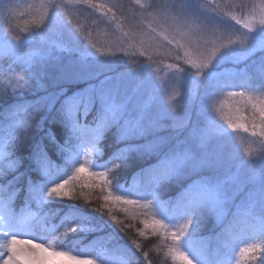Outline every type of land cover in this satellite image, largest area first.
I'll return each instance as SVG.
<instances>
[{
  "label": "trees",
  "instance_id": "16d2710c",
  "mask_svg": "<svg viewBox=\"0 0 264 264\" xmlns=\"http://www.w3.org/2000/svg\"><path fill=\"white\" fill-rule=\"evenodd\" d=\"M33 3H38V0H0V13L5 11L6 4L19 5L10 23L14 27L19 25L23 28L25 21L31 20V16L20 14L27 13L28 6ZM137 7L133 4V8ZM85 16L86 14L80 17L81 24L90 32L93 41L90 42L85 34L77 32L69 25L62 32L47 28L38 30L39 35L30 47L25 48V52L50 58L51 64L41 70L39 85L43 87H40L36 80H32L27 88L13 90L11 85L0 87V194L4 193L7 186L13 191L12 205L16 213L29 209L36 213L34 226L39 235L46 234L53 238L50 231L52 226L62 232L64 228L76 225L75 232L59 241V245L64 248L77 250L82 254H96L104 264H109L110 261L120 264L123 256L132 258L135 264H140L138 254H135L134 245L129 239L131 236L141 243L143 250L149 251L153 264H157L158 260L165 258L164 251H161V242L165 238L154 234L151 227L145 229L143 222L145 219H163L169 226L167 242L170 243V233L183 224V217L189 211L186 207L187 189L196 174L189 171L158 185H153L150 174L156 172L155 166L173 149L182 150L193 146L199 148L209 126L214 125L225 130L227 124L224 117L229 112L230 98L226 93H222L210 99L208 89L198 87L196 94L193 90L185 91V86L182 90L177 88L172 93L171 90L167 91V94L160 91L163 95L158 99L154 98L158 89L153 93L149 91V86L143 85L144 76L139 80L131 79L132 72L148 62L151 56L148 53L140 55L139 50L127 47L123 52L108 47L99 51L100 46L111 38V30L104 24L92 25L91 19H85ZM0 26L6 27L2 16ZM28 27L33 26L28 24ZM44 37L62 41L67 50L42 51L45 46L38 38ZM4 42V34L0 32V46H3ZM93 42L97 44L96 48L92 47ZM153 52L151 50V53ZM231 52L234 51H226L222 54L223 58L218 57V62L212 70L236 69L234 74L237 81L242 78L241 70L259 76V55L252 57L258 60L256 64H248L245 61L234 64L226 62L231 57ZM164 54L176 55V52H169L163 47L152 57L157 61ZM182 54L183 52H178V56L182 57ZM180 65L182 69L192 71L183 64ZM7 67L8 62L0 60V71ZM17 74H23L19 68ZM104 78L112 81L111 85L110 82L102 84ZM174 83L166 88L165 85L168 84L158 82L162 89L168 90L174 87ZM105 100H110L119 107L118 123L105 129L92 148L89 146V141L92 140L90 129L103 112ZM31 101L38 103L27 117H24L23 113H15L19 103ZM76 101L80 102V108L88 106L86 112H78L81 129L79 134L73 132L65 117L66 109ZM167 103L171 113L163 115L161 111ZM216 108H222V112H216ZM243 115L247 116V113ZM137 121H143L147 127L154 124L157 128L143 136L122 137L121 129ZM225 131L227 133L220 134L207 147L208 154L217 157L219 162L205 169V174L219 180L233 177L239 183L233 211L248 200L260 204L264 201V187L260 184L262 168L259 161V145L253 143L250 134L242 130L236 133ZM38 148L47 154L59 170L55 180L71 174L74 167L81 163V152L87 150L92 162L88 171L81 175H88L91 171H108L110 178H113V189H107L103 193L99 188L83 189L84 193L90 196L91 203L80 196L76 200L44 199L43 205L32 202L26 206L24 187L27 178L39 176L38 173L28 171L27 161ZM125 148L130 151L121 166L116 168L111 160ZM73 153L78 154L75 161L71 157ZM21 157L26 162L24 167H21ZM119 163L117 160L116 164ZM253 163L256 165L254 170ZM8 164L13 166L7 168ZM21 173H24V176ZM45 179L41 177L37 183H42ZM80 191L77 185L78 196ZM108 191H112L113 196L126 195L129 199L147 203L151 201L152 204L149 209H144L145 214L141 215L134 206L104 201L103 196L107 195ZM105 204L109 207L102 209L104 215L93 210ZM109 208L112 214L123 222L122 225H113L108 215ZM124 208L128 211L125 212ZM243 210L244 208L241 209ZM45 211L52 216L45 219ZM193 218L196 227L182 241V247L191 251L193 257L201 264H216L218 256L225 252L223 243L226 233L223 229L227 222L222 225L208 213ZM125 225L131 226L126 229L127 235L119 231V227ZM140 229H144L145 236H139ZM229 232L231 235L227 238L231 246L227 251L230 255H238L239 249L245 246L244 241L248 238L249 230L243 226H235L229 229ZM168 264H171L170 260Z\"/></svg>",
  "mask_w": 264,
  "mask_h": 264
},
{
  "label": "snow or ice",
  "instance_id": "6c2138e0",
  "mask_svg": "<svg viewBox=\"0 0 264 264\" xmlns=\"http://www.w3.org/2000/svg\"><path fill=\"white\" fill-rule=\"evenodd\" d=\"M133 4L138 7L133 8ZM18 7L19 5L6 4L5 11L0 13L3 24L6 25L0 26V32L4 34L5 40L3 46H0V60L8 62L7 69L0 71V87L11 85L13 90L27 88L32 80H36L39 85L42 78L41 70L51 64L50 58L24 50L31 46L35 37L39 35L38 30L42 28L62 32L70 25L77 32L85 34L90 42L93 41L90 32L81 24L80 17L85 14V19H91L92 25L104 24L111 30V38L100 46L99 51L108 47L123 52L127 47L139 50L140 55H145L154 44L166 48L175 44V51L183 50V57L176 58L183 59L190 69H195V75L200 78L197 86L208 89L210 99L222 93H226L230 98L229 112L224 117L227 128L232 129L233 133L239 130L249 133L253 143L259 145V161L262 168L260 184L264 187V39L255 47L252 46L254 37L264 38V0H147L145 3H141V0H128L127 3L125 0H38V3L28 6L27 13L20 14L31 16L30 21H25L23 28L19 25L14 27L10 23ZM28 24L33 27H28ZM164 41L167 43L164 44ZM92 47L96 48L97 44L93 42ZM236 50L244 55L230 57L226 62L235 64L242 58L248 60L259 55V76L241 70L242 78L237 81L235 74H217L212 71L218 57L223 58L222 54L226 51ZM168 51L174 50L168 48ZM17 68L22 75L17 74ZM177 69L182 72L187 70L179 69L178 66ZM37 103L38 101L19 103L15 113L17 115L23 113L24 117H27ZM79 103L73 102L65 113L67 122L77 134L81 133L78 112L88 110L87 105L80 108ZM215 110L218 113L222 112V108ZM118 113L119 107L110 100H105L103 112L90 129L92 134L90 147H95V140L105 129L118 123ZM244 113H247V116L243 115ZM156 128L154 124L147 127L143 121H137L125 125L121 129V135L124 138L143 136ZM222 133L227 132L214 125L209 126L199 148L193 146L182 150L173 149L155 166L156 172L150 174L153 185L189 171L196 174L193 183L187 189L186 207L189 211L183 217V224L170 233V243L167 242L169 226L163 219L151 221L145 219L143 222L145 229L151 227L154 234L165 238L161 242V251H164L165 258L158 260L157 264H168V260L171 264H196L193 257L183 249L182 241L196 227L193 217L205 213L213 215L222 225L227 222L223 229L226 233L223 243L225 252L218 256L216 264H234V261L235 264H264V201L257 204L248 200L233 211L239 183L233 177L219 180L205 174V169L219 162L217 157L208 154L207 147ZM66 150L65 148L64 151ZM128 151L130 149L125 148L112 158L111 162L116 168L121 166ZM77 155L72 154L74 161ZM20 160L21 167H24L26 163L24 158L21 157ZM117 160L120 161L119 164H116ZM27 163L28 171L38 173L39 176L27 178L24 187L26 206L32 202L43 205L44 199L76 200L80 196L91 203L90 196L86 195L83 189L99 188L102 193L107 189H113V178H110L108 171H91L88 175H81L88 171L84 163L77 164L71 174L55 180L59 170L39 148ZM12 166L8 164L7 168ZM255 167L253 163L252 169ZM21 175L24 176V173ZM41 177L46 179L42 183H37ZM52 180L55 182H51ZM77 185L81 190L79 196L76 192ZM12 197L13 191L6 186L4 193L0 194V264H49L48 258L41 254L49 251L54 256L66 257L72 264H101L96 254H78L59 245V241L77 230L76 225L68 226L62 232L52 226L50 231L53 238L41 237L40 242L33 243L36 239L33 233L37 217L32 213H16L13 210ZM103 200L134 206L141 215L145 214L143 210L149 209L152 204L151 201L143 203L138 199H129L126 195L113 196L112 191H108ZM108 207L105 204L93 210L104 215L102 209ZM124 211L127 212L128 209L124 208ZM108 215L113 225L123 224L112 214L110 208ZM49 216L52 214L46 211L43 213L45 219ZM235 226L247 228L249 235L244 241L245 246L239 249L238 255L235 253L230 255L227 249L231 244L227 237L231 235L229 229ZM129 227L131 226H121L119 231L127 235L126 229ZM138 231L139 236H145L144 229ZM24 235L31 238L22 239ZM129 239L134 245L135 254H138L140 264H153L149 251L143 250L141 243L134 237L129 236ZM21 245L25 247H20ZM123 257L120 264H135L132 258ZM109 264L113 262L110 261Z\"/></svg>",
  "mask_w": 264,
  "mask_h": 264
},
{
  "label": "rangeland",
  "instance_id": "374dc122",
  "mask_svg": "<svg viewBox=\"0 0 264 264\" xmlns=\"http://www.w3.org/2000/svg\"><path fill=\"white\" fill-rule=\"evenodd\" d=\"M141 3H145L144 0H141ZM167 27V26H165ZM42 44H44V49L42 51H62V50H67V46L62 42V41H55L53 39H50L48 37H44V38H38ZM261 39H264L262 37H254V39L252 40V46L255 47L257 44L260 43ZM167 42L164 41V44H166ZM175 44L173 45H169L166 47H164L165 49L171 48L174 50V52H176V55L173 54H164V56H162L161 58H159L160 60L155 61V59L152 56H155L157 53V50L159 48H163L159 45L154 44L153 47L151 48L152 51H154L153 53H151V50L148 52V55L151 56V59H148L149 61L144 63L141 66H138L133 72H132V78L131 79H135V80H139L141 77L144 76V82L143 85L145 86L146 84L149 86V91H152V93L154 92V90L158 89V93L157 95H154V98L158 99L161 95L163 94H167V91L171 90L172 91H176L177 88H180V90H182V87L185 89V91L189 90H193L196 92L198 91V82L200 80L199 77H197L195 75V69H192V71H188L186 70L185 72L182 71H178L177 66L179 67V69H182V65L183 64L186 68H190L189 65L185 64L183 59H177L176 57L178 56V51H175ZM181 52H183V50H181ZM244 54L242 52H240L239 50H236L234 52L230 53L231 57H242ZM183 57V54H182ZM178 60V61H176ZM245 61L248 64H256L258 62L257 59L254 58H250L248 60H244L243 58L239 61ZM170 65L172 67H170ZM213 72L220 74V73H224V74H234L236 72V69L233 68H222L219 70H212ZM123 74H120V76H122ZM104 82L109 83L110 85L112 83V81H110L108 78H104L102 79L101 83L104 84ZM158 82L161 84L164 82V84H168L165 85L166 88L168 86H171L172 83H174V87H171L168 89H162L160 87V85L158 84ZM156 85V86H155ZM178 86V87H177ZM116 87V85H115ZM160 91H163V94H160ZM156 92V91H155ZM165 101V100H164ZM167 105H164L161 113L164 114H169L171 113L170 111H168L169 109L167 108ZM122 107V106H120ZM225 130H229L230 133H233L232 129L229 128H225ZM82 154V158H81V163H84L86 165V168L89 169L90 168V164L92 162V158L91 155L89 154V152L87 150H84L83 152H81ZM229 177V176H228ZM222 180H226V179H222ZM143 203H147L146 201H142ZM28 213H32L35 214V212H32L31 210L25 211V214ZM34 236H36V239L33 240V243H38L40 242V238L44 237L46 239H51L52 237H50L49 235L46 234H42L39 235L37 234V232L35 231L33 233ZM22 239H30V236L24 235L21 237ZM20 247H25L24 245H21ZM39 251V250H38ZM78 254H82L80 252H78L77 250H72ZM186 251V250H185ZM192 257L193 254L191 253V251H187ZM42 255L46 256L48 258V262L49 264H59L61 262H64L66 264H72V262H69L67 260L66 257H60V256H54L52 255V253L49 251L47 253H41ZM194 261L196 262V264H201L200 262H198L194 257H193ZM104 264V263H101Z\"/></svg>",
  "mask_w": 264,
  "mask_h": 264
},
{
  "label": "bare ground",
  "instance_id": "6f19581e",
  "mask_svg": "<svg viewBox=\"0 0 264 264\" xmlns=\"http://www.w3.org/2000/svg\"><path fill=\"white\" fill-rule=\"evenodd\" d=\"M179 53L181 52V50L178 51Z\"/></svg>",
  "mask_w": 264,
  "mask_h": 264
}]
</instances>
